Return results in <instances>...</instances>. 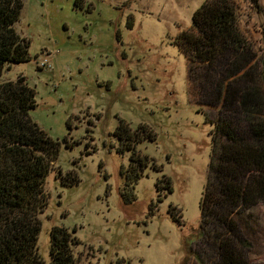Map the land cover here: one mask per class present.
<instances>
[{"label": "rangeland", "instance_id": "rangeland-1", "mask_svg": "<svg viewBox=\"0 0 264 264\" xmlns=\"http://www.w3.org/2000/svg\"><path fill=\"white\" fill-rule=\"evenodd\" d=\"M22 1L15 29L31 60L4 80L26 79L36 91L31 118L59 144L40 216L42 259L50 263L51 230L63 227L78 241V264H200L196 254L211 264L200 202L217 112L198 103L181 46L207 0ZM234 2L262 55L264 0ZM246 220L249 263L264 264V206Z\"/></svg>", "mask_w": 264, "mask_h": 264}, {"label": "trees", "instance_id": "trees-1", "mask_svg": "<svg viewBox=\"0 0 264 264\" xmlns=\"http://www.w3.org/2000/svg\"><path fill=\"white\" fill-rule=\"evenodd\" d=\"M22 8V0H0V264H46L38 249L40 216L59 144L31 118L36 91L26 79L4 80L12 65L31 60L15 29ZM239 22L234 0H207L181 41L198 103L217 112L207 116L213 146L200 202L211 264H250L246 218L264 206V51L256 54ZM116 134L124 141L132 133L121 124ZM133 153L134 163L142 161ZM50 239L49 264H78V241L67 229L52 228Z\"/></svg>", "mask_w": 264, "mask_h": 264}, {"label": "built area", "instance_id": "built-area-1", "mask_svg": "<svg viewBox=\"0 0 264 264\" xmlns=\"http://www.w3.org/2000/svg\"><path fill=\"white\" fill-rule=\"evenodd\" d=\"M49 63V60L46 58L41 62V66H46Z\"/></svg>", "mask_w": 264, "mask_h": 264}]
</instances>
